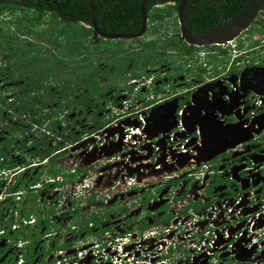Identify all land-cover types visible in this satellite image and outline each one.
<instances>
[{
    "label": "flooded vegetation",
    "instance_id": "af4514ba",
    "mask_svg": "<svg viewBox=\"0 0 264 264\" xmlns=\"http://www.w3.org/2000/svg\"><path fill=\"white\" fill-rule=\"evenodd\" d=\"M170 5H177V3L168 1L162 6H157V8ZM178 11L179 9L177 15L164 25L156 38H154L156 35L152 32L148 17L147 30L141 39L110 40L102 38L98 30L105 35L127 36L141 33L142 28L135 34H115L113 31L116 29L111 27L112 32L105 33L102 23H98L96 20V11L94 14L92 13L91 25L82 23L92 30L88 37L90 45L100 44L103 46L105 41H119L124 43L121 48L127 53L136 51L140 53V62L134 63V65L137 64L136 66L130 64L126 68L125 74L112 65L116 59H113L110 65L101 58L98 59L97 63L104 70L103 72L111 73L110 78L104 75L100 78L102 79V86H104V80L105 83L109 84V88L101 95L97 94L92 98L90 106L85 109L80 104L81 96L79 97L78 90H75V96L67 103L64 101V94L58 93L56 98L59 99V102L48 105L47 108L39 109V106L22 113H20V109H13L12 104L17 103L18 97L22 93L19 87L23 84L21 80L22 69L8 68L2 72L1 69L5 66L0 60V151L6 154L3 156L0 153V196L5 192L19 188L22 181L25 186L24 194L19 197V202L16 201V203L14 198L0 201V231L4 233L0 236V264L6 262L10 264L13 258L11 257L14 254L13 246L15 245L14 242L17 241V235L13 229L16 222V210L20 212L19 217H22L24 212H26L25 215H30L28 221H31L32 224L28 226L29 230L37 229L39 224V227H42L41 235L50 229L53 232V236L50 238L54 242H56L55 238L63 240L70 236V240L57 243L76 246L89 235L100 237L106 232L114 230H119L124 234L137 228L140 229L144 222L149 225L147 229L152 228V226H171L174 224L173 222H177V215L185 218L188 208L193 206L198 209L201 206L203 195L199 194V191L203 193V187H205L207 198L210 199L217 196L216 194L220 191L231 192L232 185H236V182H231L228 178L224 179L220 175L213 176L209 183L201 187L190 180L189 183L187 180L180 179V177H185L186 173H178V169L174 165L168 164L165 159L161 161L160 170L153 167V160L146 163L152 174L145 180L140 175L145 164L134 167L131 162L125 159L124 155L129 154L131 149L128 148L119 155L111 156L118 148V145L111 143L113 135L117 132V124L113 126V122H109L91 140L83 143L75 141L72 147L70 145L65 147L72 142H68L66 138L73 140L74 135L79 137L85 130L97 127L96 123L91 125L90 120L91 116H95L98 111L97 117L105 121L106 115L108 117L111 110L102 108L107 105V102L117 101L122 93L129 88L131 79L138 82L153 78L151 87L157 96L170 95L186 89L178 98L186 106L193 103V95L199 89L203 91L204 86L206 92L211 91L215 98L218 97L215 99L209 97L208 94L204 96L201 93L202 102L197 103V105L198 109L202 111V115H206V121L209 118H215L212 112H216V116L218 114L222 116V121L225 120L228 125H232L236 123L237 119L231 112L235 114L236 110H233L242 106H258L257 109L260 110V113L264 112L262 109L264 108V101L259 105L260 97L264 95V55L259 50L256 51V49L251 48L247 51L240 50L241 54L232 63L233 65L227 60L225 62L210 61V65L208 63L203 65V52L209 51V47L190 45V47L196 48L194 55L195 58L199 57L196 61L194 59H181L177 50L162 48L160 45H156V53L166 54V60L161 62L162 56L155 59L151 57L152 50H146L149 44L159 40L165 41L168 38L184 41L181 36ZM9 17L5 19L4 16L0 17V27L4 25L5 21L10 20ZM93 18L96 20V26L93 23ZM48 23H51L49 18L43 26L46 25L48 28ZM259 23L262 25L258 27L262 28L264 25V0H262L260 12L252 26L240 36L241 40L246 38L249 41L250 38H254V35L258 34L255 31L257 28L255 26ZM188 26L192 32L189 22ZM52 28L55 29L56 26L53 25ZM149 36L153 40L145 41ZM48 51H45L44 54H47ZM186 58H190V56H186ZM257 58L260 60L257 61ZM208 59L207 55V61ZM116 64L118 67L121 66L120 63ZM111 78H115L113 82L118 79L120 82L123 81L122 88H115ZM72 82V85L78 83L77 79H73ZM44 94L47 95L46 92ZM38 99L35 98L33 102L37 103ZM3 101H5L4 104ZM67 108L70 110H66ZM190 111L193 113V110ZM195 112L198 111L195 110ZM49 115L55 117L53 121H56L57 124L56 129L52 132H48L47 129L50 127V123L46 119ZM82 119L84 123H82ZM73 122L76 123L73 124ZM15 138L17 140L13 143L12 140ZM44 140H48L49 146L53 150L51 156L43 159H41L42 157H33L32 152L45 151V148L42 147ZM260 140L262 144L256 145L255 155L264 151V137ZM10 143L13 144L10 146ZM104 151L106 153L103 155ZM77 152L80 153V155L77 154L78 156L83 155L81 160H77V155L74 154ZM103 156L108 157L103 158ZM71 158H75V160L71 161ZM138 158H140L139 155H134L135 161ZM227 158L230 159L231 156L224 155L215 160L214 163L217 164L218 169L237 164L238 159H233V155L229 162L221 166V161H226ZM55 171H59L61 174L56 177L54 186L49 187V189L45 186L41 189L32 188L35 181L40 182L46 178H52ZM165 173H170L174 178L165 184L152 182L155 181L153 177L160 179ZM160 197L164 199L162 202ZM187 201L188 204H186ZM24 207H26L25 211L18 209H24ZM64 214L69 216V220H63ZM94 216L100 219L97 223L92 222ZM87 223L91 225L89 232L81 230ZM127 226H130V230L126 229ZM140 231L144 230L140 229ZM47 239L44 235L37 244L35 253L43 252L38 255L36 259L38 261L47 259L44 251V245L47 244L48 246ZM27 247L28 245H25L24 249ZM26 252L29 253L30 249H26ZM177 254L178 251H173L172 257H176Z\"/></svg>",
    "mask_w": 264,
    "mask_h": 264
},
{
    "label": "trees",
    "instance_id": "16d2710c",
    "mask_svg": "<svg viewBox=\"0 0 264 264\" xmlns=\"http://www.w3.org/2000/svg\"><path fill=\"white\" fill-rule=\"evenodd\" d=\"M168 1H174L177 5L157 8V6H162ZM180 2L181 0H146V15L150 20L155 37L158 36L164 25L176 15ZM248 2L249 0H191L187 10V20L192 32L202 35L230 22L243 10ZM92 4L96 11L97 22L103 25V32H112L111 27L116 29V31H113L115 34H135L141 30L140 0H92ZM2 16H4V19L10 16V20L5 21L4 25L0 27V56L9 55L7 60L2 61L5 67L1 70L3 72L8 68L22 69L21 80L23 84L19 86L22 93L19 95L17 103L12 104V108L20 109V113L23 111L28 112L29 109H35L39 106V109H42L47 108L48 105H54L59 102V99L56 98L58 93L64 94V101L67 103L75 96V90H78L79 97L81 96L80 104L84 109L88 108L92 98L97 94L101 95L107 90L106 87L102 86L100 78L103 75L107 78L111 76L110 72H103L104 70L97 63L98 59L101 58L109 65L113 59H116L115 62L120 63L121 66L118 67L115 62L112 65L124 74L130 64L134 65V61L137 64L140 62V55L133 52L127 53V51L122 50L121 45L124 43L119 41L120 47L116 50L106 48L100 44L90 45L88 37L91 35L92 30L82 24H92L93 14L87 0H0V17ZM48 18L51 23H48V28H46V25H43ZM53 25L56 26L55 29L52 28ZM259 25H262V23L255 26V28L257 27L255 31L264 34V25L262 26L263 29L259 28ZM60 27L63 29H59ZM20 38H24V41H20ZM60 39L63 41H60ZM249 41L251 42V48L260 45V42H255L252 38ZM49 43H53L54 48H51L47 54H44L43 51H37L36 46L33 45L36 44L39 46L38 48H43L47 47ZM156 45H160L162 48L175 49L180 56H193L196 49L190 47L184 41L172 40L171 38L149 44L146 50H152L151 57L154 59L162 56L163 60L161 62L166 60V54H157ZM240 48H244L243 44H240ZM209 50H219L222 54H227L225 50L217 47L209 48ZM123 59L126 60L125 63ZM73 79H77L78 83L76 85H72ZM111 80L113 82L115 79L111 78ZM122 82L119 81L117 83L115 81L113 86L121 89ZM45 92L47 95L44 94ZM35 98H39L37 103L33 102ZM48 98L50 99L48 100ZM29 99L31 100L29 101ZM4 103L5 101H3ZM97 113L92 116L93 122L97 124L98 129L104 128L107 123L103 119L98 118ZM46 119L50 123V127L47 128L48 132H52L57 127L56 121H53L55 117L49 115ZM21 130L24 132L23 129ZM71 136L73 137V135ZM16 140L15 138L12 142ZM66 140L68 142L72 141L65 146L69 147V145L71 146L72 143L78 141V137L74 135L73 140L69 138H66ZM13 143L9 145L11 146ZM42 147L45 148L44 152L35 151L31 155L35 158L42 157L41 159L50 157L53 150L49 146L48 140L42 141ZM0 153L6 156L4 152L0 151ZM60 174L61 172L55 171L51 178L53 182L44 186L48 189L54 186L56 177ZM37 182L35 181L34 184ZM40 182L45 181L41 180ZM20 185L19 188L12 191L25 189L23 181ZM18 209L25 211L26 207ZM19 213V210H16L15 216L19 215ZM25 214L26 212H24L22 219L30 220V215ZM99 220L96 216L92 218L94 223ZM37 226V229L27 231H22L26 228L22 227L15 232L16 235L18 233V236H16L17 242L22 241L28 245L26 249H30L29 253L26 252V249L22 251L23 264H55V259L49 262L36 260L38 255L43 253H35L37 244L44 235L53 234L48 229L46 233L41 235L42 227H39V224ZM148 227L149 225L144 222L140 229L145 230ZM81 230L91 231L88 223ZM73 246L62 243L54 247H48L45 244L44 251L48 258L55 252L68 251ZM10 264H19V259L15 260L12 258Z\"/></svg>",
    "mask_w": 264,
    "mask_h": 264
},
{
    "label": "built area",
    "instance_id": "2783aa9c",
    "mask_svg": "<svg viewBox=\"0 0 264 264\" xmlns=\"http://www.w3.org/2000/svg\"><path fill=\"white\" fill-rule=\"evenodd\" d=\"M253 39L260 42L256 49L264 55V34L258 33ZM243 41H246V38ZM228 45L234 49V58L241 54V51L237 50L236 41L222 47ZM136 91L142 90L137 88ZM205 93L204 96L208 94L209 97H214L211 91ZM260 100L259 105L263 103L264 95H261ZM141 103L143 102H132L119 109L126 114L123 117L125 123L131 126L125 125L126 143H143L147 138L145 132L150 125L160 123L162 127L168 126L160 119L161 116H155L151 107L141 108ZM192 104L196 106L195 101ZM257 107L242 106L234 109L235 114H231L235 115L237 120L232 125L222 121V116L218 114L231 145L222 148L221 153L231 158L221 161V166L229 162L233 155V159H238L235 165L217 169L210 162H201L202 168H197L198 158L203 155L201 129H197L194 134L187 133L189 129L184 125V121L187 116L191 118V129L197 124L195 118L204 116L200 113L191 114L187 106L176 115L178 127L169 134L177 155L187 153L189 144L196 142L189 148V161L196 167L189 176L194 177L195 183L201 187L209 183L213 176L220 175L236 182V185L230 188L231 192L220 191L219 195L209 199L203 187V193L199 191V194L203 195L201 206L198 209L188 206L190 208L185 218L177 215V222H173V225L152 226L144 231L137 228L124 234L114 230L100 237L89 235L70 250L53 253L58 259L55 264H81L83 260L92 264H264V151L258 155L254 153L256 145L262 144L260 139L264 137V115ZM133 109L136 112L130 113ZM166 115L170 117L169 114ZM137 120H140L142 125L136 126ZM251 128L256 135H244L247 131L250 132ZM178 132L184 134L186 140L177 139ZM159 136L164 137L166 133ZM241 137L242 141H238ZM114 138L113 143H117L119 136L115 135ZM166 162L174 163L170 156ZM52 182L53 180L48 181ZM41 186L42 184H39L33 188ZM52 236L53 234H50L47 237ZM173 251H178L176 257H172ZM19 257L22 260L23 254L20 253Z\"/></svg>",
    "mask_w": 264,
    "mask_h": 264
},
{
    "label": "clouds",
    "instance_id": "9594fccd",
    "mask_svg": "<svg viewBox=\"0 0 264 264\" xmlns=\"http://www.w3.org/2000/svg\"><path fill=\"white\" fill-rule=\"evenodd\" d=\"M176 15H177V13H176ZM141 38H139V39H141ZM247 40L248 39H246V41H243V39L241 40L240 37L238 39L234 40L237 42V50H239V51L240 50L241 51L249 50L251 47H250V42ZM252 40L255 41L253 38H252ZM231 42H233V41H231ZM255 42H259V41H255ZM240 44H243L244 48H240ZM245 44H246V46H245ZM222 46L223 45H218V46L216 45V46H210L209 48H212V47L221 48L222 50H225L227 52V54L226 55L222 54L219 50H215V51L209 50L210 52L209 51L203 52V65L205 63H208V65H210V61H216V60L222 61L224 59L227 60L228 62H230L231 65H233L232 63H234V61L239 57L234 58V53H233L234 49L231 45H228L225 48H223ZM257 47L251 48V49L255 50ZM256 51H257V49H256ZM210 54L213 58L211 56L209 57ZM207 55L209 58L208 61H207ZM180 57H181V59H183V58H185L186 60L187 59L188 60L194 59L195 61L199 58V57L195 58V55L190 56V58H186V56H180ZM210 58H212V59H210ZM215 58H217V59H215ZM152 82H153V78H152V80L138 81V82H136V80L131 79L130 83H129V88L122 93V96L117 101L112 100L110 103L107 102V105L104 108H102V109H110L111 110L110 115L108 117L106 115L105 122L107 124L109 122H113V124H112L113 126H115L117 124V127H116L117 132L115 133V135L119 136V138H118L119 140L117 141V143H113V144L118 145V148L113 152V154H111V156L119 155L120 153L124 152V150H127L128 148L131 149V151H129V154L124 155L125 159L128 162H131L134 167L142 166L145 164V168L142 171H140V175L143 178H145V180L148 178L149 175L152 174L151 171L148 170L149 168L147 167L146 163H148L150 160H153V167L156 170H160L161 161L163 159L166 160L170 156L172 158V160L174 161V163H172L171 165H174L178 169L177 170L178 173H181V174L186 173V176L180 177V179L181 180H187L189 183H190V181L195 183L194 177L189 176V174H193V170L196 168L193 166V163H191L189 161L190 160L189 148H190V145H193L196 142L195 143L190 142L191 144L188 143L189 147H188L187 153H181V155H177V153H175L176 148L170 142V136H169V134L172 131L176 130L178 127V120H177L176 115H178L180 110L186 106L185 104H182V101L180 99H178L180 97V95L183 93V91L186 89L180 90V91L172 93L170 95L157 96L152 91V87H151ZM137 88H140V90H142V91L137 92L136 91ZM201 93H203L204 95L206 94L204 91V86H203V91H200V89H199L193 95V101H195L196 106H194L193 104H191L190 106H187L190 108V110H193L194 115H196L198 113L202 114V111H200L198 109V105H197V103L202 102V96H201L202 94ZM104 101H105V99H104ZM132 102H134V103L143 102L140 105L141 108L151 107L155 116L157 118L159 116H161L160 119L164 121L163 123L168 124V126L162 127V126H160L161 125L160 123L158 125H154V126L150 125L147 128V131L145 132L147 135V138L144 139L143 143H132V142L126 143V142H124V138L126 135V133L124 132L125 125L128 127H131V126L128 125V123H125V121H124L125 119L123 117H125L126 114L119 109H122V107L124 105H128L129 103H132ZM195 110H197L198 112H195ZM250 111H251V109H250ZM131 112L135 113L136 110L133 109L130 111V113ZM166 113L169 114L170 117H168L166 115ZM212 114L215 116V118L211 117L212 119L209 118L207 121L205 119L206 116H204V118L196 117L195 118L196 120L193 119V120L197 121V124L195 125V127L193 126L191 129H190V127L192 126V124L189 123L191 118L189 116H187V117H185V121H184V125L189 129V131L187 133L194 134V132L197 129H199V128L201 129L203 155L201 156V158H198V164H199L198 166L199 167H197V168H199V170H200V168H202L201 162H210L213 165H215L217 168V164L214 162H215V160H218L222 156H224L223 155L224 153H221L222 148L225 146H231L229 138H228L229 135L224 130L223 122L219 121L220 120L219 115L216 116L215 112H212ZM263 115H264V112H263ZM111 117H112V119H111ZM148 120H150V118H148ZM93 121H94V119L91 116V120H90L91 125L94 124ZM242 124H244V122ZM140 125H142L141 121L137 120L136 126H140ZM102 129L103 128L98 129L97 127H93L90 130L89 129L85 130V132H83L79 135L78 141H80L81 143L89 141L92 138H94L95 135L98 134ZM162 130H165V131L162 132ZM164 133H166V136H164V137L159 136L160 134H164ZM115 135H113V140H115V138H114ZM244 135H247V137H248V136H255L256 134L253 133V129H252L250 132L247 131V133H245ZM182 138H184L183 140H186L185 139L186 137L184 136V134L182 135L180 132H178L177 133V139H182ZM238 141H239V139H238ZM73 145H74V143H72L71 147ZM144 149H148L149 153L147 155H145V152H144L143 158L135 161L134 155H138L139 151L140 150L144 151ZM105 157H108V156H103V158H105ZM136 163H140V164H136ZM189 169H191V171H188ZM136 176H137V174H136ZM173 178L174 177H172L170 173H165L162 175V177L160 179H156L153 177V179L155 181H152V182L153 183L163 182L165 184V183H168ZM49 180H51L50 177L46 178L44 180L45 182H37L36 184H33V187L36 185L42 184L41 187L36 188V189H41L42 187H44L45 184L48 183ZM33 189H35V188H33ZM23 191H25V190L19 189V191L10 190L8 192H5L0 196V201L8 199V198H10V199L14 198L15 201L19 202L20 201L19 197L23 196V194H24ZM15 217H16V222H15L14 227H13L15 232L19 231L22 227H26L22 231L29 230L28 226L30 224H32L31 221L24 220V219H22V217H19V215H16ZM22 231H20V232H22ZM3 234H4L3 231H0V236ZM17 236H18V233H17ZM47 236H46V238H50ZM17 243H20L21 246H19L18 249H19V252L22 253L26 244L23 243L22 241H19V242L15 241L14 242L15 245H17ZM20 264H23V261Z\"/></svg>",
    "mask_w": 264,
    "mask_h": 264
},
{
    "label": "water",
    "instance_id": "95a60500",
    "mask_svg": "<svg viewBox=\"0 0 264 264\" xmlns=\"http://www.w3.org/2000/svg\"><path fill=\"white\" fill-rule=\"evenodd\" d=\"M190 0H182L178 16L179 22L181 26V36L183 40L190 46L197 47H210V46H218V45H226L228 42L234 41L238 39L243 33L248 31V29L252 26L254 20L258 16L260 12V7L262 5V0H249L248 4L245 8L230 22L218 26L203 35H195L191 32L188 26L187 21V10ZM88 4L92 10V13H95L93 4L91 0H88ZM146 0H140V9L142 16V31L139 34L135 35H127V36H114V35H105L101 33V37L104 39H139L143 37L144 33L147 30L148 19L146 15ZM94 19V18H93ZM94 25L96 26V20H93ZM175 125V124H174ZM165 130H162L164 132Z\"/></svg>",
    "mask_w": 264,
    "mask_h": 264
},
{
    "label": "rangeland",
    "instance_id": "374dc122",
    "mask_svg": "<svg viewBox=\"0 0 264 264\" xmlns=\"http://www.w3.org/2000/svg\"><path fill=\"white\" fill-rule=\"evenodd\" d=\"M62 27H60L59 29H61ZM63 29V28H62ZM57 33V32H56ZM57 36V35H56ZM154 38H156V37H154ZM24 38H20V41H24L23 40ZM151 40H153V38L151 37V36H149V37H147L146 39H145V41H151ZM60 41H63V40H61L60 39ZM144 41V42H145ZM3 45H5V44H3ZM34 46H36V48H37V51H41V50H43V52H45V51H50V49L51 48H54V44L53 43H49V44H47L48 46L47 47H43V48H38L39 46H37L36 44H33ZM103 46H105L106 48H111V49H118L119 47H120V45L118 44V41H105L104 43H103ZM245 46H246V44H245ZM42 47V46H41ZM147 52V51H146ZM133 53H136L137 55H138V53H139V51H136V52H133ZM139 55H140V53H139ZM8 57H9V55H2V56H0V60H2V61H5V60H7L8 59ZM263 59H264V57H263ZM258 60H260L259 58H257V61ZM123 61H124V63L126 62V60H124L123 59ZM122 61V62H123ZM222 61H226L225 59L224 60H222ZM134 63H136V61H134ZM112 79H115V78H112ZM102 80V79H101ZM103 82H104V87H106L107 89L109 88V85L107 84V83H105V81L103 80ZM117 83H119V79L117 80ZM66 110H70L69 108H67ZM81 121H83V119L81 120ZM76 122H73V124H75ZM82 123H84V121L82 122ZM86 123V122H85ZM69 124H71L70 122H69ZM80 125H81V122H80ZM239 139V141H242V139H243V137H241V138H238ZM111 143H113L112 141H111ZM109 152H110V150H109ZM144 152H145V155H147L148 153H149V150L148 149H144V151H142V150H140L139 151V156H140V158H138L139 160L141 159V158H143V156H144ZM106 152L104 151L103 152V155L105 154ZM75 154V156L77 155V154H79L80 155V153H74ZM83 156V155H82ZM82 156H78L77 155V160H81L82 159ZM89 158V157H88ZM75 160V158H71V161H74ZM155 178V177H154ZM163 196V195H162ZM162 200H164L162 197L160 198V201L162 202ZM160 202V203H161ZM166 203V202H165ZM162 204H164V203H162ZM160 206H163V205H161L160 204ZM62 216V215H61ZM62 218H63V220H69V216L68 215H66V214H64L63 216H62ZM126 229L127 230H130V226H127L126 227ZM56 235V234H55ZM54 235V236H55ZM48 240V247H54L56 244H58V243H60V242H66V240L68 241V240H70V236L69 237H66V239H63V240H59L58 238H55V240H56V242H54L51 238H48L47 239ZM59 240V241H58ZM58 242V243H57ZM19 246H21L20 245V243H17V245H14L13 246V248H14V254L13 255H11V257H13L15 260L16 259H19V264L22 262L21 261V259H20V257H19V254H20V252H19ZM53 259H55L56 261H58V259L57 258H55L54 257V254L51 256V257H49V258H47L46 259V262H49L50 260L52 261ZM81 264H92V262L91 263H89V261L87 262L86 260H83V261H81Z\"/></svg>",
    "mask_w": 264,
    "mask_h": 264
}]
</instances>
